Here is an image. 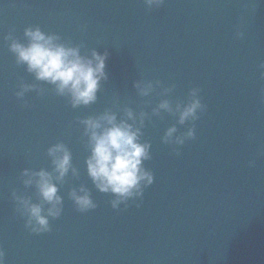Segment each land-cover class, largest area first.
Wrapping results in <instances>:
<instances>
[{
  "label": "water",
  "instance_id": "95a60500",
  "mask_svg": "<svg viewBox=\"0 0 264 264\" xmlns=\"http://www.w3.org/2000/svg\"><path fill=\"white\" fill-rule=\"evenodd\" d=\"M39 26L81 55L107 51L97 100L73 106L56 86L17 63L12 39ZM243 32L238 36L237 32ZM264 0H0V248L5 264H264ZM138 81L151 82L141 95ZM34 85L23 98L22 85ZM199 88L206 109L179 123L177 104ZM167 100L172 111L160 109ZM131 109L150 143L154 183L118 209L87 172L82 123ZM157 109H159L157 111ZM141 113H145L140 124ZM195 123L183 145L166 143ZM62 142L72 166L56 180L48 148ZM179 150L177 154L176 150ZM250 161H255L250 165ZM52 172L63 211L33 233L12 193L42 199L24 169ZM86 187L97 207L80 212L70 193ZM45 208L48 205L45 203Z\"/></svg>",
  "mask_w": 264,
  "mask_h": 264
},
{
  "label": "clouds",
  "instance_id": "9594fccd",
  "mask_svg": "<svg viewBox=\"0 0 264 264\" xmlns=\"http://www.w3.org/2000/svg\"><path fill=\"white\" fill-rule=\"evenodd\" d=\"M165 0H144L147 7H160ZM24 35L27 43L11 37V51L15 54L17 63L26 64L27 70L35 74L37 80L46 81L56 86L58 94H67L71 97L73 106L89 105L97 100V93L101 81L107 79L106 64L108 52L103 53L93 50L91 56L81 55L79 46L72 47L59 42L56 34H48L39 26H29ZM243 36V32H237ZM259 67L264 69V62ZM264 76V71L261 72ZM34 85H22L16 93L18 98H23L25 92ZM136 87L141 95H148L153 85L138 81ZM200 89H191V100L187 104H177L179 123L199 118V112L206 109L199 95ZM160 109L172 111L171 104L165 100L159 105ZM159 109H157L158 111ZM127 119L117 120L115 113L107 111L100 116H89L82 121L85 125V134L89 137L88 145L91 154L87 158V172L96 188L104 193H111L114 199L111 206L118 209L122 203L129 199L142 197L144 189L154 183V173L144 166V161L150 159V143L141 142V128L134 123L136 116L131 109L126 112ZM145 113H141L140 124L144 122ZM177 132L175 125L168 128L164 141L183 145L187 139L196 135L195 123L193 126L173 141ZM177 154L179 150L177 149ZM52 157L55 179L63 180L69 169L73 173L77 170L72 166V153L62 143L53 144L48 148ZM255 161H250L254 165ZM22 176L26 177L25 185L35 183L42 202H33L31 197L19 196L15 192L12 197L16 200L17 210L27 217L25 227L33 233H43L51 230L50 218H57L63 211V197L59 195V188L54 182L52 172L45 169H24ZM77 209L86 212L97 207L90 191L81 186L79 190L73 189L70 193ZM45 203L48 205L45 208ZM5 253L0 248V264H5Z\"/></svg>",
  "mask_w": 264,
  "mask_h": 264
}]
</instances>
